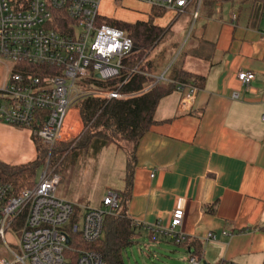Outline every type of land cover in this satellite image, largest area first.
Returning <instances> with one entry per match:
<instances>
[{
	"label": "built area",
	"instance_id": "obj_1",
	"mask_svg": "<svg viewBox=\"0 0 264 264\" xmlns=\"http://www.w3.org/2000/svg\"><path fill=\"white\" fill-rule=\"evenodd\" d=\"M113 1L145 3L153 13L173 12L177 17L193 6L192 17L197 19L203 0ZM102 2L0 0V123L30 129L52 150L81 136V101H125L133 97L121 91L125 82L109 90L96 85L97 81L107 83L119 78L124 60L138 52L125 31L106 23L111 18L101 14ZM262 36L264 39V29ZM254 79L251 72L238 74L239 82L246 87ZM160 81H167L166 76L157 77L147 90ZM177 91L182 94L181 108H190L197 87L178 84ZM238 98L233 94V99ZM42 171L33 188L18 194L12 185L0 182V244L4 243L16 258L14 262L0 258V264H107L87 245L101 240L106 217L120 212V193L109 191L98 209L77 206L57 195L61 177L50 169L49 162ZM183 217L184 212L176 210L169 228L156 223L145 229L154 236L153 241L168 237L188 247L189 238L176 231ZM8 236L16 242L18 253L8 245ZM215 239L211 233L205 242ZM188 251L190 264H205L192 248ZM218 264L237 263L223 260Z\"/></svg>",
	"mask_w": 264,
	"mask_h": 264
},
{
	"label": "crops",
	"instance_id": "obj_2",
	"mask_svg": "<svg viewBox=\"0 0 264 264\" xmlns=\"http://www.w3.org/2000/svg\"><path fill=\"white\" fill-rule=\"evenodd\" d=\"M221 10L222 5L213 17L200 11L197 19L189 10L192 32L174 44L169 57L162 56L166 69L158 78L178 64L204 77L205 84L188 109L181 108L178 91L162 99L158 123L136 148L124 144L136 157L126 211L144 228L156 223L169 228L173 213L182 210L176 231L203 245V262L256 264L261 255L257 238L264 234L263 11L258 16L251 8H239L228 20ZM200 41L214 45L209 60L189 53ZM241 72L255 75L250 86L239 82ZM0 129L13 131L3 123ZM211 233L216 239L205 242Z\"/></svg>",
	"mask_w": 264,
	"mask_h": 264
},
{
	"label": "trees",
	"instance_id": "obj_3",
	"mask_svg": "<svg viewBox=\"0 0 264 264\" xmlns=\"http://www.w3.org/2000/svg\"><path fill=\"white\" fill-rule=\"evenodd\" d=\"M248 1L250 0H241L238 3L244 5ZM222 2L234 5L236 0H203L201 11L208 17H213ZM261 9L264 11V3ZM161 13L155 14L160 16ZM106 23L125 31L139 50L124 60V69L119 78L107 83L97 81L96 85L103 90H109L117 89L125 82L121 91L133 97L125 101L87 98L78 105L84 128L77 140L69 144L59 143L50 150L33 136L37 152L33 162L9 166L0 161V182L12 185L16 194L24 189L33 188L39 170L45 168L48 162L50 169L58 172L60 164L74 150L88 151L95 148L98 151L112 144L120 148L122 143L132 144L136 148L141 139L158 123L155 114L159 103L176 92L178 84L204 87V77L189 73L182 66L173 64L166 74L167 81H160L152 89L147 90L166 69L162 56L153 58L152 55L170 34V30L166 31L156 26L152 20L134 24L107 20ZM204 47L208 49L207 55L203 53ZM214 51V45L200 41L199 48L189 53L193 57L209 60ZM182 54L187 55V52ZM135 168L136 157L134 152L129 153L124 178L125 189L120 193L121 210L106 217L104 237L94 245H87L88 250L99 252L107 264H124L123 252L134 244L143 231H147L132 220L126 211L131 197ZM149 235L152 238V234ZM187 245L195 250L196 255H202L201 243L189 242Z\"/></svg>",
	"mask_w": 264,
	"mask_h": 264
},
{
	"label": "rangeland",
	"instance_id": "obj_4",
	"mask_svg": "<svg viewBox=\"0 0 264 264\" xmlns=\"http://www.w3.org/2000/svg\"><path fill=\"white\" fill-rule=\"evenodd\" d=\"M240 1L236 0L234 4L238 5ZM248 3L233 7L230 2H222L219 4V6L222 5L220 14L229 20L232 12L237 9L251 8L253 14L259 16L264 0H250ZM192 10L193 6L190 12ZM100 12L104 17L111 18L110 21L122 20L124 23L134 24L152 20L157 26L170 27V34L155 50L153 58L169 57L173 53L174 44L185 40L194 26L189 13L175 19L170 12H162L160 16H157L150 5L134 1L113 3V0H103ZM260 28L264 29V20L261 21ZM10 128L16 132L0 129V161L9 166H21L33 162L36 157L34 133L30 129ZM124 144L122 143L120 148L112 144L98 151L91 148L88 151L77 149L70 152L56 172L61 177L57 195L74 205L98 209L109 191L118 193L124 191L129 155L125 151ZM126 144L129 145V143ZM42 172L40 169L36 176V183L39 182ZM257 242L258 252L261 255L257 258L256 264H261L264 261V234L257 238ZM7 243L14 252L18 253L16 242L10 236L7 237ZM204 251L206 252V248ZM0 258L10 262L16 260L4 243L0 244ZM123 260L124 264H190V254L186 245H178L173 239L162 236L158 237L157 241H153L148 231H143L134 244L123 252ZM208 263L214 264L212 261Z\"/></svg>",
	"mask_w": 264,
	"mask_h": 264
},
{
	"label": "water",
	"instance_id": "obj_5",
	"mask_svg": "<svg viewBox=\"0 0 264 264\" xmlns=\"http://www.w3.org/2000/svg\"><path fill=\"white\" fill-rule=\"evenodd\" d=\"M138 50H139V49L136 47V48H135V51H138ZM205 264H207V263H205Z\"/></svg>",
	"mask_w": 264,
	"mask_h": 264
}]
</instances>
